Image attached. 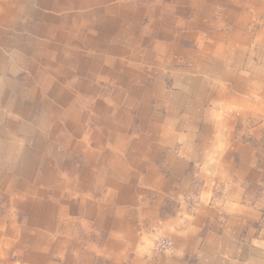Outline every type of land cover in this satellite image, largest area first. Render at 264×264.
I'll return each mask as SVG.
<instances>
[{
	"label": "crops",
	"instance_id": "obj_1",
	"mask_svg": "<svg viewBox=\"0 0 264 264\" xmlns=\"http://www.w3.org/2000/svg\"><path fill=\"white\" fill-rule=\"evenodd\" d=\"M98 3L56 0L35 28L48 40L0 52V158H22L26 176L0 164V264H264V0ZM30 4H0V25L20 32ZM19 65L37 73L35 97L32 84L7 90ZM89 78L105 102L72 96L102 89ZM31 103H44L38 116ZM89 103L106 110L90 137ZM68 151L84 160L75 177ZM153 238L172 252L141 246Z\"/></svg>",
	"mask_w": 264,
	"mask_h": 264
},
{
	"label": "rangeland",
	"instance_id": "obj_2",
	"mask_svg": "<svg viewBox=\"0 0 264 264\" xmlns=\"http://www.w3.org/2000/svg\"><path fill=\"white\" fill-rule=\"evenodd\" d=\"M88 1H90V0H88ZM98 1H99V3L97 5H95V6H97L96 9H106V6L114 5V4H117L118 2L119 3L120 2H123V3H127L128 2V3L134 4V6H135L134 8L135 9H148V8H150V6H149L150 3L154 4V3H157V1H159V0H112V1L109 0L108 4L101 3L100 0H98ZM165 2H167V0H164V3ZM3 3L4 4L7 3V0H0V4H3ZM55 5H56V0H33V1L31 0V4L29 6H32V9H34L36 12H38V15L37 16H35V15H33V16L25 15L22 18L21 22H20V25H21L20 32H18L16 34L13 33V32H15V31H13V29L8 28L7 26H5L3 24H2V26L0 25V27L2 29H4V32L6 31V34H4V40L3 41H4V44L6 45V48H7V49H5L3 47H0V52H2V51H3V53L5 52V55H6L7 59L8 60H12L13 56L15 55V53L17 51L18 44H20L22 42L26 44L27 41H28V43H29V41L31 42L30 39L34 40V39H37V38H39L40 41L48 40L47 37L45 36V32L43 33V31H41L39 29L35 30V28H37L38 26L45 25L44 24V23H46L45 22V20H46L45 18H46V16L48 14H53V15L57 14L53 10V9H56ZM218 9H221V8H218ZM1 19H2V17H1ZM1 19H0V24H1ZM152 22H153V18H150L149 16H146L145 18H143L140 21V24L142 25V28H144L143 30H145V29L148 30L149 29L151 31L149 34L152 36V40L153 41H157L155 36H157V34H159V32L157 30H153V23ZM27 23H29L30 29L24 30L23 27ZM33 25H35V26H33ZM252 27L253 28L260 27V25L250 24L249 28H252ZM254 34H255V32H254ZM17 37H18V39H17ZM182 44H183V49L184 50L186 48H188V46L185 44L184 41H183ZM31 46L34 47L36 45H34L31 42ZM38 47H39V49H41L43 51L42 45H39ZM34 48H36V47H34ZM0 54H2V53H0ZM23 54H24V58H25V52ZM23 54H20V55H23ZM55 63H57V62H55ZM11 65H15V63L11 62ZM62 66L67 71V67H66L67 65L62 64ZM184 66L189 67V66H191V63L187 64V65L184 64ZM16 68L20 69L19 71H21V73H24V75L23 74L12 75L11 78H9L10 83L7 81L9 83V85L7 87L8 88L7 90L14 89V88L22 89L23 87H25V84H32L33 85L32 88H36V89L35 90L31 89L32 92H31L30 96H31V98L35 97V93L37 92V89H38V83L36 81L39 78L37 73H32L30 71V69L26 70L24 72L25 68L23 70H21V68H22L21 65L16 66ZM43 70L44 69H43V65H42L40 67V69H39V71H40L39 73H41ZM70 73L72 74L71 70H70ZM121 76H123V73L121 74ZM72 78L73 79L75 78L74 74H73ZM82 78H86V74H84ZM64 80L67 81L68 80V76H66ZM87 80L90 81V82L93 81L92 84L94 85V87L97 88L98 86H100V87H102V89L100 91H98L96 93V95H94V97L91 94H89V96H87V94L79 95L77 93L74 94V92H72V96H74V97L78 96V98H79V96H82L85 99H89V100L91 99L92 101H95V102L97 101L96 99H99L98 102H105V98L107 97V95H104L105 91H106V87H107L106 84L104 82H98V81L90 79V78L87 79ZM166 84H167L168 89H172L173 88L172 78L168 77V79L166 81ZM26 87H29V86H26ZM74 91L76 92V90H74ZM253 98L256 101L257 98H255V97H253ZM49 99H52V98H49ZM38 104L31 103V105L29 107V110H28L30 115H32V107H34V106H36V110L34 111V116H36L37 110H38L37 116L40 114V110L44 106V103H40L39 106H38ZM52 105H53V107H56V108H63L59 102H53ZM81 109L83 110V113H84L83 124H84V126H86V130H87L86 132H87L88 136L90 137L91 133L96 128L97 129L99 128V126L97 125L99 123V121H100L99 117L105 116L104 113H106V110H105V108L100 109V114L98 115L99 111L97 109H95V107L93 105H90V103L82 105ZM107 117H109L111 119L112 116L109 115ZM82 140H83V138H81V139L78 138L77 141L81 142ZM25 145H26V143H25ZM68 156H69V158L71 160V161H69L71 163V168H69V169H67L65 171V175L64 176H67V177L74 176L75 177L77 175L76 168L79 170V168L82 166L84 160H83V157L77 155L76 153H74L72 151H68ZM4 161H6V163H8V167L11 168V170H9V172H10V175L14 177V180L21 182V180L24 177H26L25 176V169L22 166V163H23L22 158H21L20 162L18 160L17 161L16 160H12V161L10 160L9 161L8 159L0 158V164L5 166V162ZM72 172H73V175H71ZM51 195H52V193L48 191L47 199L44 200V201H46L45 204L54 205V206L59 208V203L55 202V201H52ZM31 199H32V197H31ZM30 218H31V215H30ZM56 219L60 220V216H59L58 212H57V215L55 217V220ZM31 222H33V221H31ZM74 224H76V223H74ZM72 230L73 231H76V230L79 231V233L82 235L81 237L84 238L83 240L85 242L87 241L89 244H92L93 242H95L94 237H92V235L89 234V232H90L89 230L87 231V229L83 230V229H79V228H77L75 230V226L72 228ZM46 233H47V238H49L48 242H50V243L53 242L54 238L52 236L53 235L52 232L46 230ZM79 241H81L80 238H79ZM154 242H155V238L148 239L145 242L143 241L141 246L144 247V248L145 247L149 248L151 253L155 256V255H157L156 254L157 252H155V250H154ZM161 254L165 255V254H168V253H160V254L158 253V255H161ZM12 260H13V262L15 264L19 263L20 260H21V257H20V255H13ZM54 260L56 261V258L53 257V255H51V260L50 261L54 262Z\"/></svg>",
	"mask_w": 264,
	"mask_h": 264
},
{
	"label": "built area",
	"instance_id": "obj_3",
	"mask_svg": "<svg viewBox=\"0 0 264 264\" xmlns=\"http://www.w3.org/2000/svg\"><path fill=\"white\" fill-rule=\"evenodd\" d=\"M173 246V241L171 239L159 238L154 243V250L157 253H171Z\"/></svg>",
	"mask_w": 264,
	"mask_h": 264
}]
</instances>
